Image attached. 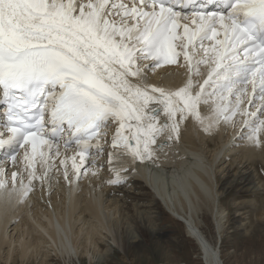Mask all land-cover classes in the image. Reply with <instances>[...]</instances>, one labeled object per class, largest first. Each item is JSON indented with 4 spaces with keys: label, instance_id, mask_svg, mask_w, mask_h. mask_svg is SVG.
<instances>
[{
    "label": "snow or ice",
    "instance_id": "obj_1",
    "mask_svg": "<svg viewBox=\"0 0 264 264\" xmlns=\"http://www.w3.org/2000/svg\"><path fill=\"white\" fill-rule=\"evenodd\" d=\"M196 3L0 0L5 212L37 184L51 191L63 179L78 189L100 174L105 153L104 183L126 184L132 164L159 159L157 147L178 141L189 118L205 132L239 123L242 138L264 147V0L184 11ZM162 64L183 68L182 86L145 80Z\"/></svg>",
    "mask_w": 264,
    "mask_h": 264
},
{
    "label": "bare ground",
    "instance_id": "obj_2",
    "mask_svg": "<svg viewBox=\"0 0 264 264\" xmlns=\"http://www.w3.org/2000/svg\"><path fill=\"white\" fill-rule=\"evenodd\" d=\"M240 126L238 124L237 129ZM233 129L236 127L230 128L227 136L221 133V125L208 132L213 135L214 147L205 151L204 147L195 146L206 136L202 134L198 141L187 128L177 141L181 152L172 155L179 159L177 163L170 159L161 168L152 169L150 174H137L135 178L126 174L138 186L134 190L139 191L136 193L139 200L146 203L155 199L157 206L184 221L187 235L196 239L201 250L203 264H226L221 246L211 240L212 231H207L205 218L214 219V230L221 238L232 205H225L222 197L235 189L242 197H253L264 186L259 171L250 170L258 159L264 165V147L252 146L245 139L236 142L241 144L239 149L236 144L226 148L239 132ZM261 139L264 140V132ZM185 154L186 158L182 159L181 155ZM66 184L63 179L54 180L51 191L47 184L43 188L37 184V189L25 202L11 205L6 213L0 201V264H46L52 254L69 264H92L85 262L95 260L106 264L115 247L130 257L142 253L144 248H169V244H179L165 233L161 234V227L149 217L147 222L141 211L120 198L117 192L119 198L110 197L113 187H102L92 175H85L79 182V188L74 190L77 195L73 187ZM125 193L129 196L128 191ZM234 205L239 211L234 222H240L239 230L245 231L244 236L248 232L255 236L264 231L263 200L256 202L248 198Z\"/></svg>",
    "mask_w": 264,
    "mask_h": 264
},
{
    "label": "rangeland",
    "instance_id": "obj_3",
    "mask_svg": "<svg viewBox=\"0 0 264 264\" xmlns=\"http://www.w3.org/2000/svg\"><path fill=\"white\" fill-rule=\"evenodd\" d=\"M263 166L264 165H262V170H264ZM261 188L262 193L260 195L259 202L261 200L264 201V186ZM230 192L231 193L229 195L222 198V201L225 205H232L230 208L227 227L224 230L223 236L221 238L214 230V219L210 218L208 220L205 218L208 227L210 228L209 229L206 226L207 231H212L210 236L211 240L221 246V251L226 264H264V231L257 233L255 236L249 235V232L248 234L246 233L247 236L242 234L243 232L245 233V231L239 230L238 225H240V222L238 223V220L237 222H234L235 217H239V211L237 210V207L235 208L234 200L238 201L236 196L239 195L242 197V193H238L236 189L231 190ZM233 192L237 195H235ZM142 210L145 212H142ZM137 211H141V214H143L142 216L144 219H146V221L147 217H149V219H152L151 221L154 222L155 225L161 227V234L165 233L166 237L177 240L176 242H179V244H169V248L164 246L144 248L142 253H139L138 255L135 254L134 256L130 257H127V255L115 247V252H111L113 254L110 253L111 255H108L110 260L106 264H203L201 258L202 253L196 242V239L187 235L186 226L183 223L177 221L164 209L159 207V205L157 206V203L155 202H150V204L146 207H137ZM244 216L245 215H242V217ZM102 247L106 248L105 245H102ZM245 251H247V253H244ZM75 263H77V260H75ZM85 263L98 264L96 260L94 262L88 261ZM17 264L20 263L17 262ZM46 264L69 263L65 262L61 257L52 254L50 260Z\"/></svg>",
    "mask_w": 264,
    "mask_h": 264
}]
</instances>
